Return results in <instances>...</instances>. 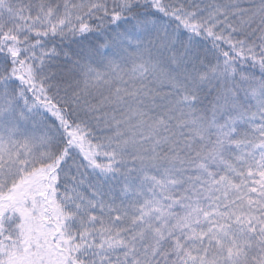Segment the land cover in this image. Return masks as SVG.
I'll return each mask as SVG.
<instances>
[{
    "label": "snow or ice",
    "instance_id": "1",
    "mask_svg": "<svg viewBox=\"0 0 264 264\" xmlns=\"http://www.w3.org/2000/svg\"><path fill=\"white\" fill-rule=\"evenodd\" d=\"M0 264H264V0H0Z\"/></svg>",
    "mask_w": 264,
    "mask_h": 264
}]
</instances>
